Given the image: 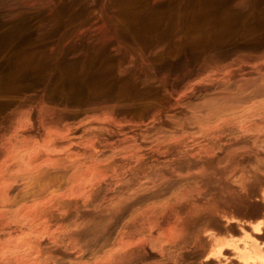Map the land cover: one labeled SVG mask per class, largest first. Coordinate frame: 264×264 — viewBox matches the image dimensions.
Here are the masks:
<instances>
[{
  "label": "rangeland",
  "instance_id": "374dc122",
  "mask_svg": "<svg viewBox=\"0 0 264 264\" xmlns=\"http://www.w3.org/2000/svg\"><path fill=\"white\" fill-rule=\"evenodd\" d=\"M246 2L0 0V264H244L207 257L215 239L264 245L246 225L264 217V0ZM98 77L115 102L47 89Z\"/></svg>",
  "mask_w": 264,
  "mask_h": 264
},
{
  "label": "bare ground",
  "instance_id": "6f19581e",
  "mask_svg": "<svg viewBox=\"0 0 264 264\" xmlns=\"http://www.w3.org/2000/svg\"><path fill=\"white\" fill-rule=\"evenodd\" d=\"M255 1V0H254ZM259 1V0H258ZM245 2H246V0H245ZM248 2V1H247ZM246 2V3H247ZM258 3V2H257ZM255 6V5H254ZM259 8V7H258ZM263 11V10H262ZM169 17V16H168ZM193 19V18H192ZM225 23V22H224ZM197 24V23H196ZM223 24V23H222ZM175 25V24H174ZM255 25V24H254ZM209 26V25H208ZM218 27V26H217ZM13 29V28H12ZM216 29V28H215ZM233 29V28H232ZM235 29V28H234ZM255 29V28H254ZM250 31H251V29H250ZM22 35V34H21ZM14 38H16V37H14ZM228 38V37H227ZM264 37H262V39H263ZM237 39V38H236ZM234 40V42L235 41H237V40ZM262 39H260V40H262ZM228 40V39H227ZM38 41V40H37ZM229 42H231L232 43V40H230ZM252 42V41H251ZM257 42H258V40H257ZM263 42V41H262ZM14 43H16V41H14ZM230 43V44H231ZM235 43H237V42H235ZM234 43V44H235ZM249 43V42H248ZM256 43V42H255ZM225 44V43H224ZM229 44V45H230ZM239 44H240V42H239ZM263 44V43H262ZM38 45V44H37ZM207 45H209V44H207ZM216 44H214V45H212V46H215ZM226 45H227V47H228V43H226ZM237 45V44H236ZM246 45V44H245ZM250 45V44H249ZM254 45V44H253ZM261 45V44H260ZM216 46H218V45H216ZM222 46V45H221ZM234 46V45H233ZM238 46V45H237ZM256 46H258V45H256ZM32 47V46H31ZM106 47V46H105ZM210 47H211V45H210ZM210 47H208V48H210ZM219 47V46H218ZM225 47V46H224ZM236 47V46H235ZM243 47V46H242ZM245 47V46H244ZM251 47V46H250ZM254 47V46H253ZM253 47L252 48H250V49H253ZM10 48V47H9ZM103 48V47H102ZM205 48H207L206 46H205ZM247 48V47H246ZM83 49V48H82ZM98 49V48H97ZM211 49V48H210ZM212 49L213 50H215L216 52H217V48H215V47H212ZM229 52H231L232 50H231V48L229 47ZM12 50V49H11ZM99 50V49H98ZM208 50V49H207ZM207 50H205V52L207 51ZM245 50V49H244ZM84 51V50H83ZM128 51V50H127ZM126 51V52H127ZM209 52H210V50H208ZM207 51V52H208ZM250 51V50H249ZM252 51H255V50H252ZM252 51H250V52H252ZM258 51V50H257ZM260 51V50H259ZM41 52V51H40ZM88 52V51H87ZM94 52V51H93ZM125 52V53H126ZM204 52V53H205ZM206 52V53H207ZM212 52V51H211ZM235 52V51H234ZM236 52H239V51H236ZM235 52V53H236ZM97 53H98V51H97ZM121 53V52H120ZM120 53H118V54H120ZM166 53H167V51H166ZM220 53V52H219ZM208 54V53H207ZM206 54V56H208ZM218 54V53H217ZM232 54V53H231ZM38 55V54H37ZM52 55V54H51ZM67 55V54H66ZM197 55V54H196ZM221 55H222V53H221ZM91 56V55H90ZM223 56V55H222ZM43 57V56H42ZM96 57H98V56H96ZM110 57V56H109ZM165 57V56H164ZM195 57V56H194ZM178 58V57H177ZM199 58H200V56H199ZM208 58V57H207ZM224 58V57H223ZM7 59V58H6ZM51 59V58H50ZM104 59V58H103ZM116 59V58H115ZM179 59V58H178ZM197 59H198V57H197ZM20 60V59H19ZM62 60V59H61ZM86 60V59H85ZM112 60V59H111ZM165 60H167V59H165ZM214 60V59H213ZM23 61H25L24 59H23ZM92 61V60H91ZM185 61V60H184ZM194 61V60H193ZM196 61V60H195ZM206 61V60H205ZM207 61H209V58L207 59ZM210 61H211V59H210ZM42 62V61H41ZM64 62V61H63ZM104 62V61H103ZM154 62V61H153ZM36 63V62H35ZM89 63V62H88ZM174 63V62H173ZM205 63V62H204ZM209 63V62H208ZM207 63V64H208ZM40 64V63H39ZM155 64V63H154ZM163 64H165V63H163ZM191 64V63H190ZM193 64V63H192ZM206 63H205V65H207ZM27 65V64H26ZM48 65V64H47ZM182 65H183V63L180 61V59L179 60H177V62H175L172 66H170V65H168V64H166V65H163V68H167V72L168 73H170L169 71H168V67L170 66L173 70H179V69H181L182 68ZM28 66V65H27ZM37 66V65H36ZM77 66V65H76ZM190 66H192V65H190ZM57 67H58V65H57ZM103 67H104V65H103ZM103 67H99V69H96L98 72H101L102 71V68ZM29 68V67H28ZM39 68V67H38ZM52 68V67H51ZM66 68V67H65ZM92 68H93V66H92ZM145 69L144 70H146V71H148L147 69H146V67H144ZM159 68H160V70H161V66H159ZM158 68V69H159ZM171 68H169V69H171ZM189 68V67H188ZM192 68H195V67H192ZM24 69V68H23ZM42 69V68H41ZM54 69V68H53ZM71 69H73V68H71ZM77 69V68H76ZM114 69V67H110V68H108V69H106L107 70V72H109V73H111L112 72V70ZM136 70L138 69V68H135ZM139 69H141V68H139ZM152 69V68H151ZM164 69V70H165ZM49 70V69H48ZM61 70V69H60ZM69 70V69H68ZM95 70V69H94ZM103 70H105V69H103ZM115 70V69H114ZM113 70V71H114ZM125 71V73H126V71L130 74V72L129 71H133V68L132 69H124ZM143 70V69H142ZM183 70V69H182ZM188 70V69H187ZM205 70V69H204ZM97 71H95V72H97ZM139 70H137L136 71V73L138 72ZM153 71V70H152ZM194 71V70H193ZM213 71V70H212ZM10 72V71H9ZM84 72V71H83ZM97 72V73H98ZM141 72V71H140ZM140 72H138L139 74H140ZM175 72V71H174ZM177 72V71H176ZM179 72V71H178ZM177 72V73H178ZM11 73V72H10ZM103 74H104V72H102ZM134 73H135V71H134ZM142 73H144V71H142ZM141 73V74H142ZM147 73V72H146ZM149 73V72H148ZM151 73V72H150ZM149 73V74H150ZM152 73H157L156 71H154V72H152ZM159 73V72H158ZM163 73H165V72H163ZM55 74V73H54ZM53 74V75H54ZM87 74V73H86ZM90 74V73H89ZM108 74V73H107ZM140 74V76H142ZM155 74H153V75H155ZM171 75H172V70H171V73H170ZM174 74V73H173ZM176 74V73H175ZM236 74V73H235ZM51 75V74H50ZM74 75H75V73H74ZM96 75V74H95ZM99 75V74H98ZM135 75V74H134ZM151 75V74H150ZM161 75V74H160ZM65 76V75H64ZM77 76V75H76ZM116 76V75H115ZM114 76V77H115ZM144 77H145V75H143ZM141 77V78H144V77ZM156 76V75H155ZM154 76V77H155ZM66 77V76H65ZM112 77V76H111ZM113 77V78H114ZM136 77V76H135ZM137 77H138V75H137ZM147 77V76H146ZM262 77H264V76H262ZM31 78V77H30ZM93 78V77H92ZM99 78V77H98ZM108 78V77H107ZM139 78V77H138ZM148 78V77H147ZM161 78V77H160ZM170 78V77H169ZM171 78H173V77H171ZM26 79H29V78H26ZM99 79H101V78H99ZM154 80V78H151V80ZM264 79V78H263ZM34 80V79H33ZM38 80V79H37ZM36 80V81H37ZM40 80V79H39ZM39 80H38V82H39ZM117 80V79H116ZM125 80V79H124ZM142 80V79H141ZM144 80H147L146 78L144 79ZM152 80V81H153ZM262 78L260 79V81H258L257 83H260L261 84V82L263 81L264 82V80H262ZM7 81V80H6ZM15 81V80H14ZM26 81V80H25ZM59 81V80H58ZM118 81V80H117ZM120 81V80H119ZM118 81V82H119ZM126 81V80H125ZM129 79H128V83H129ZM8 82H9V80H8ZM7 82V83H8ZM13 82V81H12ZM27 82V81H26ZM25 82V83H26ZM55 82V81H54ZM117 82V83H118ZM132 82V81H131ZM148 82L149 83H151L149 80H148ZM163 82V81H162ZM262 82V83H263ZM19 83V82H18ZM29 83V82H28ZM27 83V84H28ZM36 83V82H35ZM117 83L115 82V81H107V80H105V78H103V79H101V80H87V81H85V82H83V83H81V84H78L77 82H75V87H73V84H70V82L69 81H66V80H62V82H60L59 84H57L56 82H55V84H57V85H55V84H53V82H50L49 83V85L47 86L48 88L47 89H49L50 91H49V93L50 92H53V94L51 95V98L53 99L57 94H61V95H63V96H65V99L66 100H70L71 101V96H73V95H77V96H80V98H76V99H80V100H83L85 97H88V98H90V100H91V98H93V100L95 99V98H99V97H102L103 96V98L105 97V96H107L108 98H112V100L114 99V102H115V98H117V97H120L121 95L119 94V96H118V94H116V90L118 89V86H117ZM119 83H121V81L119 82ZM123 83V82H122ZM126 83V82H125ZM134 83V82H133ZM227 83V82H226ZM6 83H5V81L4 80H1L0 81V89H3V87H4V85H5ZM9 84V83H8ZM10 84H11V82H10ZM14 83H12V85H13ZM20 84V83H19ZM22 84V83H21ZM33 84V83H32ZM131 84V83H130ZM256 84V83H255ZM14 85H16V84H14ZM13 85V86H14ZM29 85V84H28ZM35 85V84H34ZM40 85V84H39ZM38 85V86H39ZM119 85V84H118ZM123 84H121V86H122ZM126 85V84H125ZM17 86V85H16ZM30 86V85H29ZM120 86V85H119ZM120 86V87H121ZM126 86H128V87H130L129 89H131V88H134L135 86H133V87H131V85H126ZM154 86V85H153ZM23 87V86H22ZM31 87V86H30ZM30 87H27V89L28 90H30L31 88ZM122 87H124V86H122ZM121 87V88H122ZM127 87V88H128ZM149 87V86H148ZM11 88V87H10ZM13 88V87H12ZM30 88V89H29ZM35 88V87H34ZM75 88V89H74ZM124 88H126V87H124ZM137 87H135V89H136ZM155 88H157V87H155ZM7 89H9V88H7ZM14 89H16V88H14ZM74 89V90H73ZM128 89V90H129ZM135 89H131V90H135ZM139 89V88H138ZM137 89V91H139ZM143 89L144 88H142V92H144L143 91ZM154 89V88H153ZM10 90V89H9ZM8 90V91H9ZM101 90H104L105 91V93L106 94H104ZM119 90H121V89H119ZM126 90V89H125ZM177 90V89H176ZM0 91H2V90H0ZM7 91V92H8ZM11 91V90H10ZM24 91V90H23ZM101 91V92H100ZM155 91V90H154ZM262 91V90H261ZM48 92V91H47ZM46 92V93H47ZM140 92V91H139ZM146 92V91H145ZM226 92V91H225ZM100 93H103V94H100ZM115 93V94H114ZM141 93V92H140ZM140 93H139V95H140ZM156 93V92H155ZM154 93V94H155ZM158 93V92H157ZM122 94V93H121ZM136 93H133V96L135 95ZM143 94V93H142ZM49 95V97H50V94H48ZM128 94H126V96H127ZM139 95H135V96H139ZM157 95V94H156ZM13 96V95H12ZM23 95H21V97H22ZM31 96V95H30ZM76 96V97H77ZM125 96V95H124ZM123 96V97H124ZM125 96V97H126ZM141 96V95H140ZM57 97H58V95H57ZM68 97V98H67ZM106 97V98H107ZM122 97V98H123ZM124 97V98H125ZM130 97V96H129ZM145 97V96H144ZM149 97V96H148ZM147 97V98H148ZM106 98H104V99H106ZM107 98V99H108ZM131 98V97H130ZM132 98H134V97H132ZM131 98V99H132ZM137 98V97H136ZM135 98V99H136ZM139 98V97H138ZM143 98V97H142ZM56 100H59L58 98H55ZM76 99H74V100H72V101H74V102H76V101H78V100H76ZM121 99V98H120ZM119 99V100H120ZM127 99V98H126ZM89 100V99H88ZM89 100V101H90ZM96 100H98V99H96ZM109 100V99H108ZM119 100L117 99V102H119ZM52 101V100H51ZM85 101H86V98H85ZM100 101V100H99ZM102 101V100H101ZM105 101V100H104ZM107 101V100H106ZM111 101V100H110ZM123 101V100H122ZM131 101V100H130ZM55 103H56V101H54ZM74 102H73V105H76V103L74 104ZM78 102H80V101H78ZM91 102H95V101H91ZM98 102V101H97ZM113 102V101H112ZM65 103V102H64ZM59 104H61V103H59ZM68 104H71V102L70 103H68ZM83 104V103H82ZM63 105V104H62ZM66 105V104H65ZM81 105V104H80ZM77 106V105H76ZM3 107V106H2ZM4 111V110H3ZM14 112H16V111H14ZM23 114H24V112H23ZM138 115V114H137ZM47 116V115H46ZM143 116H144V114H143ZM53 120V119H52ZM262 198H263V200H264V191H263V195H262ZM236 221V219H232V220H230V221ZM264 225V222H259V224H257L256 226H254V232L255 233H257V234H261L262 233V231H263V226ZM252 236V235H251ZM244 237V239L246 240V239H249L250 238V236H249V234L247 233L245 236H243ZM233 239V238H232ZM232 239H222V238H220V237H217L215 240H216V242H215V245H214V247H213V250H212V252L207 256V257H215V258H220L221 256H223L224 255V252H225V250L226 249H235V250H237V255H235V256H237V257H239V259L244 263V264H264V251H263V246H261V245H259V244H257L256 242H252V243H246L247 245H246V247H245V243H244V246L243 247H238L237 246V244H236V241L239 239V238H237V240L236 241H234V240H232ZM236 239V238H235ZM243 239V240H244ZM241 241H243L242 239H240ZM247 241V240H246ZM248 241H251L250 239L248 240ZM238 242V241H237ZM239 244H240V242H239ZM242 245H243V243H242ZM241 245V246H242ZM249 246V247H248ZM225 256V255H224Z\"/></svg>",
  "mask_w": 264,
  "mask_h": 264
},
{
  "label": "crops",
  "instance_id": "0c3cea01",
  "mask_svg": "<svg viewBox=\"0 0 264 264\" xmlns=\"http://www.w3.org/2000/svg\"><path fill=\"white\" fill-rule=\"evenodd\" d=\"M259 222H264V217H252L251 219L246 220V225H248L250 227V230L253 231L254 226H256L257 224H259ZM264 229V225L262 226ZM254 233V232H253Z\"/></svg>",
  "mask_w": 264,
  "mask_h": 264
}]
</instances>
